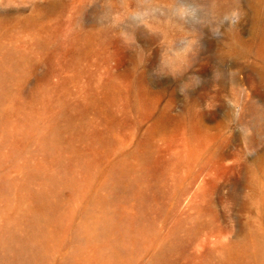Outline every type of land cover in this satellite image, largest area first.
<instances>
[{
    "label": "rangeland",
    "instance_id": "1",
    "mask_svg": "<svg viewBox=\"0 0 264 264\" xmlns=\"http://www.w3.org/2000/svg\"><path fill=\"white\" fill-rule=\"evenodd\" d=\"M259 71L264 0H0V264H264Z\"/></svg>",
    "mask_w": 264,
    "mask_h": 264
},
{
    "label": "clouds",
    "instance_id": "2",
    "mask_svg": "<svg viewBox=\"0 0 264 264\" xmlns=\"http://www.w3.org/2000/svg\"><path fill=\"white\" fill-rule=\"evenodd\" d=\"M43 2H44V0H33L34 4L35 3H43ZM159 11H160L159 8L152 9V10H150V14H156ZM147 14L148 13L137 12L135 15L132 16V19L135 21H138V22L143 21ZM194 14H195V10L190 5H187V4H182L177 11V15L179 17H181L182 19H187L189 17H192ZM241 16H242V13L237 12L235 17L231 19V23L233 25H236L239 22V20L241 19ZM122 39L124 40L125 43H130L134 39V37L130 36L127 32H125L123 34ZM159 73L163 74V75H172L173 77H177V76L182 74L181 69H179V68H171L167 73H161V72H159ZM181 91L182 92L184 91L183 87L181 88Z\"/></svg>",
    "mask_w": 264,
    "mask_h": 264
},
{
    "label": "bare ground",
    "instance_id": "3",
    "mask_svg": "<svg viewBox=\"0 0 264 264\" xmlns=\"http://www.w3.org/2000/svg\"><path fill=\"white\" fill-rule=\"evenodd\" d=\"M217 9L218 8V5H217V3L215 2H213V4H212V9ZM183 58H185L183 55H181ZM187 60H189L188 62H190V59H187ZM188 62H187V65H188ZM190 64V63H189ZM256 76H258V78L259 79H264V73L263 72H261V71H259L258 73H257V75ZM233 88V87H232ZM234 90H236V89H234ZM260 118V117H259ZM259 124V123H258Z\"/></svg>",
    "mask_w": 264,
    "mask_h": 264
}]
</instances>
